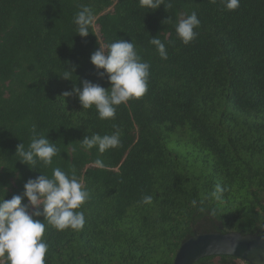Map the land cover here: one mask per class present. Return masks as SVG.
I'll list each match as a JSON object with an SVG mask.
<instances>
[{"label": "trees", "instance_id": "obj_1", "mask_svg": "<svg viewBox=\"0 0 264 264\" xmlns=\"http://www.w3.org/2000/svg\"><path fill=\"white\" fill-rule=\"evenodd\" d=\"M84 7L87 37L74 23ZM193 12L198 35L185 45L175 25ZM156 37L167 59L150 44ZM119 39L149 63L148 88L102 120L63 93L84 80L108 88L90 57ZM33 125L58 152L32 170L15 153ZM117 129L116 148L81 146ZM56 167L74 168L90 199L82 229L45 222V264H172L194 232L264 235V0L234 11L222 0H164L154 11L138 0H0V200ZM214 258L192 264H238Z\"/></svg>", "mask_w": 264, "mask_h": 264}, {"label": "clouds", "instance_id": "obj_2", "mask_svg": "<svg viewBox=\"0 0 264 264\" xmlns=\"http://www.w3.org/2000/svg\"><path fill=\"white\" fill-rule=\"evenodd\" d=\"M138 2L141 8L154 11L163 5L164 0ZM222 2L229 11H234L240 6V0ZM92 22L91 9L84 7L74 17L77 34L87 37ZM199 24L200 20L195 12L178 21L175 30L183 44L187 45L196 38L198 33L195 29ZM150 44L155 46L161 58L167 59L165 44L159 38H152ZM90 62L101 78L107 77L110 86L104 88L84 80L82 88L74 87L72 91H65L63 97L75 94L82 109L94 107L100 119H114L118 106L132 99H139L147 92L150 65L141 60L133 42L119 39L108 44L106 50L99 47L92 53ZM72 69L74 71V68ZM101 69L103 71H99ZM61 77L69 79L67 72ZM31 131L32 137L27 149L21 143L17 146L15 155L32 170L38 164L51 165L58 149L47 136L36 131L35 125ZM120 135L117 129L112 135L85 136L81 146L86 150L96 147L99 153H104L120 145ZM95 163L104 167L99 159ZM222 191L220 185H216L213 195L219 199L218 193ZM25 198L27 203H22ZM89 199L90 193L76 177L74 168L65 172L56 167L50 177L40 174L35 179H29L24 184L22 194L14 195L10 200H0V264H4V261L7 264H45L48 245L42 237L46 223L57 231L82 229L85 216L80 209ZM151 199L147 196L143 202L150 203ZM41 216L44 218L43 222L37 219Z\"/></svg>", "mask_w": 264, "mask_h": 264}, {"label": "water", "instance_id": "obj_3", "mask_svg": "<svg viewBox=\"0 0 264 264\" xmlns=\"http://www.w3.org/2000/svg\"><path fill=\"white\" fill-rule=\"evenodd\" d=\"M227 255L247 264H264V235L240 232H194L175 253L172 264H192L208 256Z\"/></svg>", "mask_w": 264, "mask_h": 264}, {"label": "rangeland", "instance_id": "obj_4", "mask_svg": "<svg viewBox=\"0 0 264 264\" xmlns=\"http://www.w3.org/2000/svg\"><path fill=\"white\" fill-rule=\"evenodd\" d=\"M95 29H96V30L98 29V27H97L96 25H95ZM216 260H217V258L214 259V261H216ZM236 262H237L238 264H245V262L241 261L240 259L236 260Z\"/></svg>", "mask_w": 264, "mask_h": 264}, {"label": "flooded vegetation", "instance_id": "obj_5", "mask_svg": "<svg viewBox=\"0 0 264 264\" xmlns=\"http://www.w3.org/2000/svg\"><path fill=\"white\" fill-rule=\"evenodd\" d=\"M215 258H217V256H215ZM215 258H214V259H215Z\"/></svg>", "mask_w": 264, "mask_h": 264}]
</instances>
